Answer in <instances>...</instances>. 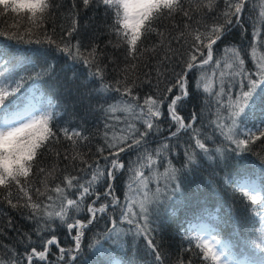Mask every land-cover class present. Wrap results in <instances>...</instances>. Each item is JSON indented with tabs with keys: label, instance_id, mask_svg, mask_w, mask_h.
<instances>
[{
	"label": "snow or ice",
	"instance_id": "6c2138e0",
	"mask_svg": "<svg viewBox=\"0 0 264 264\" xmlns=\"http://www.w3.org/2000/svg\"><path fill=\"white\" fill-rule=\"evenodd\" d=\"M80 3L85 9L103 5L106 14L112 13L108 33L115 37L116 42L110 39L108 44L113 48H125V67L121 69L120 78L114 81L106 78L107 65L102 64L104 52L97 51L99 45L82 50L78 39L73 43L72 38L78 32L77 0H72L71 24L67 30L62 29L59 42L53 38L55 28L52 34L44 28L59 6L57 0H0V16L12 13L27 19L23 30L18 24H12L7 29L0 28V36L17 44L43 46L32 56L25 57L32 61L33 67L40 68L35 77H20L9 84L7 81L12 78L5 76L4 83L0 84V208L6 205L11 210L27 209L26 215L20 214L34 223L37 237L33 241L32 235L16 229L21 237L17 243H25L27 247L19 254L15 247L0 245V249L7 253L6 257L0 256V264H34V260L47 264L52 246L58 249L59 261H64L71 252L69 259L80 264L78 257L83 254L85 230H90L89 225L108 214L110 208L113 211L119 209L120 221L129 227L118 228L117 218L110 216L111 228H106L104 239L119 244L129 233L136 239L142 237L146 241V250L154 256L153 264H164L159 245L154 243V233L160 228L161 196L166 200V192H179L181 176L198 169L200 159L212 161L216 158L219 163L230 154H236L239 159L245 152L252 151L251 146L258 141L264 143V118L258 124L248 126L257 111L264 112V55H258L257 47L251 46L254 71H249L241 50L235 46L226 47L223 57L215 61L213 53V46L231 30L230 26L235 24L243 29L245 22L253 29L255 44L264 47V0L258 7L257 0H224L223 11L212 24L203 20L206 13L215 10V0H80ZM197 15L200 19H196ZM177 17L183 25L182 30L181 25L175 23ZM37 33L42 38H38ZM54 53L86 66V76L98 83L96 91L107 104L106 108L100 106V110L108 115L102 142L95 145V153L90 157L95 137L85 134L80 128H54L52 122L56 114L53 111L39 115L35 112H7L6 101L21 92L26 79H38L51 73L54 65L49 57ZM20 55L21 52L14 53L13 58ZM7 56L5 46V49H0V64L4 72L8 71L10 62L5 60ZM37 58L44 61L43 65L35 62ZM149 58L156 60L155 84L151 71L137 75L141 68L149 67ZM174 62L180 64L181 72H173L172 80L160 92L159 85L165 79L167 66ZM213 63L214 68L220 70L218 77L216 71L211 77L204 72V67ZM194 69L200 70L195 88L215 100L217 110L216 118L211 121L214 126L212 134L202 131V124L194 127L198 120L196 112L185 122L177 111L189 97V73ZM212 77H217L215 84ZM144 85L155 87L160 94L146 95L141 99L134 89ZM109 100L114 102L109 103ZM165 101H168V118L175 125V131H171L159 147L149 150L150 136L161 132L160 120L164 115ZM54 107L49 104V108ZM118 113L132 119L121 121ZM109 121L122 122L125 127L118 129L117 134ZM182 133L188 136V146L184 149L181 166L177 168L172 158H165L164 153H171L168 141L171 138L178 140ZM217 133L223 139L220 146L210 151L206 141L215 142ZM85 148L87 152L82 151ZM129 151H134L137 158L127 169L132 173L127 185L130 195L125 196L121 206L113 182L118 173L125 170L121 154ZM165 159L167 166L160 173L159 166ZM144 169L149 170V175H145ZM261 170L264 171V158ZM161 178L164 180L163 188L159 186ZM150 180L156 181L155 191L149 188ZM102 181L107 183L100 193L96 191V185ZM225 182L235 183L233 191L246 198L253 206L255 216L264 223V177L259 185L252 179ZM101 196L108 202L97 206ZM92 197L94 199L83 209L85 200ZM82 210L89 214L86 220L75 218V214ZM70 213L73 214L71 217ZM56 221L66 225L69 233L75 229L71 249L62 247L56 235L44 238L45 231L54 232ZM7 226L13 227L10 216ZM4 232L5 229L0 228V236ZM197 239L196 248L202 254L201 264H235L230 248L220 240L215 237ZM37 244L42 245L43 250H38ZM100 245L101 241L95 239L90 247L98 248ZM180 264L184 262L181 260Z\"/></svg>",
	"mask_w": 264,
	"mask_h": 264
},
{
	"label": "trees",
	"instance_id": "16d2710c",
	"mask_svg": "<svg viewBox=\"0 0 264 264\" xmlns=\"http://www.w3.org/2000/svg\"><path fill=\"white\" fill-rule=\"evenodd\" d=\"M260 2L261 0H257V7ZM57 3L59 5L58 8L53 13L52 18L45 23L44 28L47 29L49 34H52L53 28H55L53 38L57 39L59 42L62 29L67 30L70 27L73 10L72 0H57ZM215 4V10L211 13H206L204 16V23L212 24L216 22V16L223 11L224 0H215ZM75 12L77 13L78 32L74 34L72 38L73 43L78 39L81 42L82 50L85 48L90 50L91 46L94 44L99 45L97 51L99 52L102 50L104 52L102 64L107 65L105 69L106 78L109 81L120 78L121 69L125 67V48L123 46L120 48H113L108 44L110 39L113 43L116 42L115 37L108 33V25L112 23V13L108 12L106 14L103 5L91 6L85 9L80 3V0H77ZM196 19H200V17L197 15ZM175 23L181 25L182 30L183 25L179 17L176 18ZM12 24H18L21 30H23L27 25V19L26 17H17L10 13H8L7 16H0V28L7 29L8 26ZM230 27L231 30L225 34L221 41H218L217 44L213 46L214 53L218 54V59H221L226 47L235 46L241 50L246 69L254 71V61L251 58V46L257 47L258 55H264V47L255 44L253 41V29L248 22L244 23L243 29L235 24ZM37 37L42 38L39 36V33H37ZM14 45L17 49H11L9 53L14 50V53L21 52L20 56L15 57V60L17 62L20 61L21 65L10 81L19 80L20 77H35V73L39 71L40 68L33 67L32 61L25 59V57L32 56L34 52L42 49L43 46L36 44H17L16 42ZM10 57H13V55ZM49 61L54 65L51 73L45 74L35 80L51 88V94L54 100V104L52 103V105L55 107L50 108L48 111H53L56 114V119L52 122V126L54 128L56 126L80 128L85 134L94 136L95 139L92 141V153H89L90 157L95 153V145L102 142L103 133L105 131L104 124L105 120L108 118V115L100 110L101 105H104L106 108L107 104H105L104 98L96 91L99 85L98 83L92 82L91 79L86 76L88 71L86 66L80 63H74L60 53H54L49 57ZM35 62L40 65L44 63V61L39 58H37ZM148 64L149 67L147 69L141 68L137 72V75L142 76L145 71H151L153 83L155 84L156 60L149 58ZM167 69L168 70L165 72V79L159 85L160 92H163L166 84L172 80L173 72H181L180 64L177 62L168 65ZM213 71L217 72L218 77L220 70L215 69L214 65H207L204 67V72L210 77ZM199 77L200 70L198 69H194L189 73V97L183 102V107L178 108L177 111L184 117L186 122L189 121L191 114L196 112L198 120L197 125H194V127H199L202 124L203 127L201 130L212 134V128L214 126L211 124V121L216 118L215 113L217 110L215 100L214 98L208 97L202 90H197L195 88V84ZM217 77H212L214 84ZM134 91L139 93L141 99L146 95L156 96L160 94L155 87H149L148 85H144L139 89H134ZM174 91L176 90L174 89ZM169 99H171L170 96ZM209 101L211 102L209 103ZM112 102L114 101L109 100V103ZM167 103L168 101H165L162 108L164 115L160 120L161 132L157 135L150 136L147 145L149 150L159 147L161 143L165 142V137L170 136V132L175 130V125L168 118ZM117 115H120L121 121L124 119H132L131 117H126L125 114L122 113H118ZM261 118H264V112L257 111L248 126L251 127L254 123L258 124ZM109 122L112 124L113 132H117V134H119L118 129L125 127L122 122ZM111 134L112 133H110V135ZM222 139L223 138L217 133L214 137L215 142L206 141L210 151H214L216 147L220 146ZM187 140L188 136L182 133L178 140L177 138H171L168 141L172 151L171 153H164V157H171L173 164L177 168L181 166L184 149L188 146L186 143ZM177 143L179 147H177ZM63 147L64 144L62 143L61 148ZM251 147L253 150L245 152L239 159H237L236 154H230L228 158L220 159L219 163H217L216 158L212 161H207L198 157L201 166L181 176L180 191L175 194L166 192L164 194L168 197L166 200L164 196H161L160 228L157 233H154V243L159 245L158 251H161L163 255L164 264H180L181 260L184 264H188L189 261H191V264H201L202 257L199 254V250L196 248L194 239L190 235L192 224L195 222L193 218L198 215L196 207L200 199L203 200L204 207L207 208L205 202L207 198H213L215 196L221 197V204L224 206L220 207L222 212L228 210V215L232 222L240 229L248 242L252 244L258 242V231L254 230L256 228L257 218L254 217L252 206L239 192L233 191L235 183L225 182H234L235 177L252 171H258V174L264 175V171L260 170L261 160L264 158V143L258 141ZM82 151L87 152V149H82ZM121 157L125 164V170L118 173L117 179L113 183L115 195L120 197L122 206L125 196L130 195L127 185L130 182L132 173L127 169L131 162L136 160L137 154L134 151H129L122 153ZM63 166L64 165L61 164V168H63ZM166 166L165 159V162L159 166V172L163 173ZM69 171H71V169H69ZM144 171L146 176L149 175L148 169H144ZM159 186L161 188L164 187L163 178H161ZM156 187V181L150 180L149 188L155 191ZM96 191L103 193L104 188L99 190V186H96ZM35 198L36 197L33 196V199ZM92 199H94V197L85 200L82 206L83 209H86ZM101 202L107 203L108 200L101 196V200L97 201V204L99 205ZM27 211V209H20L18 211L11 210L6 205L0 208V228L5 229L4 234L0 236V245H7L10 248L15 247L19 254L23 253L27 244L17 243L21 237L17 235L16 229L21 233L32 235L33 241L37 239L34 234V223L25 219L24 216L20 214L23 212L26 215ZM72 215L73 214L70 213V217ZM8 216L13 220V227L7 226ZM114 216L117 218L118 228L127 229L129 227L120 221L119 209L115 211ZM75 218L86 220V210H82L75 214ZM68 222H71V219ZM104 226L107 227L108 222L96 220L92 225H89L90 230H85V237L82 244L83 254L78 257L80 264H104L109 254H115L124 264L128 261V257L132 259L134 264H136V262L137 264H153L154 256L146 250V241L142 237L136 239L129 233L127 236L123 237V240L119 244H116L110 240L104 239ZM54 229V232L45 231L43 233L44 238L46 239L50 238L51 235H56L62 247L71 249L74 246L72 236L75 234V229L72 233H69L66 225H62L59 221L55 222ZM95 239L101 241V245L98 248L90 247ZM36 246L38 250H43L42 245L37 244ZM71 255L72 253L70 252L65 257L64 261H59L58 249L52 246L49 251L47 264H76V262L69 259ZM0 256L6 257L7 253L3 249H0ZM34 264H45V262L34 260Z\"/></svg>",
	"mask_w": 264,
	"mask_h": 264
},
{
	"label": "rangeland",
	"instance_id": "374dc122",
	"mask_svg": "<svg viewBox=\"0 0 264 264\" xmlns=\"http://www.w3.org/2000/svg\"><path fill=\"white\" fill-rule=\"evenodd\" d=\"M11 15H14V14H12V13H10ZM16 16V15H15ZM18 17V16H17ZM98 205V204H97Z\"/></svg>",
	"mask_w": 264,
	"mask_h": 264
}]
</instances>
